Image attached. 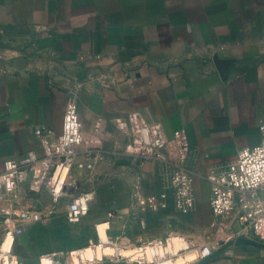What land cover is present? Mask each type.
I'll return each instance as SVG.
<instances>
[{
    "label": "crops",
    "instance_id": "crops-1",
    "mask_svg": "<svg viewBox=\"0 0 264 264\" xmlns=\"http://www.w3.org/2000/svg\"><path fill=\"white\" fill-rule=\"evenodd\" d=\"M71 100L87 135L105 119L93 167L75 165L73 172L80 189H115L116 208L125 213L114 222V236L138 242L171 228L200 236L203 189L196 185L209 183L202 200L211 225L207 174L262 140L264 0H0V171L7 159L48 154ZM134 112L169 136L186 130L192 212L175 213L165 150L145 160L125 153L131 137L114 119ZM28 180L23 170L21 206L51 202L46 189L30 192ZM137 181L144 195L167 193V207H134ZM259 195L264 199V189ZM66 199L54 216L66 211ZM220 249L195 264H264V242L253 237ZM50 250L56 249L43 252Z\"/></svg>",
    "mask_w": 264,
    "mask_h": 264
},
{
    "label": "built area",
    "instance_id": "built-area-1",
    "mask_svg": "<svg viewBox=\"0 0 264 264\" xmlns=\"http://www.w3.org/2000/svg\"><path fill=\"white\" fill-rule=\"evenodd\" d=\"M114 123L130 134L125 153L140 159L159 157L165 150L172 166L170 186L175 194V206L180 213H190L196 206L194 173L187 166L189 140L185 129H177L169 136L164 127L147 122L140 113H130L127 117H117ZM105 119L99 117L93 132L86 134L82 128L75 101L67 103L63 117L62 133L51 151L38 157L30 153L26 161L15 159L4 161L0 171V264H26L15 250L18 236L39 217H51L57 203L68 195L71 200L65 216L72 223H78L88 213L94 199V192L79 191L80 180L73 172L79 168H92L98 146L99 133L104 131ZM259 144L239 149L234 161L213 168L207 174L211 184L210 206L213 213L211 226L213 236L184 235L171 228L165 235L133 241L128 235L101 237L88 240V245L70 249H56L41 253L38 264H173L187 250H199L196 259L186 264H194L219 250L228 242L240 237L255 238L264 242V199L259 191L264 189V125ZM40 132V130L38 131ZM84 146L85 158L77 161ZM28 171L30 192L46 189L51 202L39 207L20 205L18 186L21 172ZM132 204L141 210H158L167 207V193L144 195L139 189V181L133 185ZM179 239V245L176 242Z\"/></svg>",
    "mask_w": 264,
    "mask_h": 264
},
{
    "label": "rangeland",
    "instance_id": "rangeland-1",
    "mask_svg": "<svg viewBox=\"0 0 264 264\" xmlns=\"http://www.w3.org/2000/svg\"><path fill=\"white\" fill-rule=\"evenodd\" d=\"M201 182L202 184L196 185V188L203 189L198 212L202 224L200 237L204 239L213 236L214 230L210 225V218L205 205H203L204 200H202L207 190L210 189L209 183L207 180H201ZM84 190L94 192V199L88 213L79 223H70L66 219L65 211L62 210L47 219L37 217L31 225L26 227L24 233L17 237L14 248L22 256L26 264H38V256L45 250L84 247L88 245L90 238L97 241L99 237L95 224H99L102 221H110L111 228L108 230L107 235L114 236V222L118 220L117 216L121 212L125 213V211L116 208L115 189H79V191ZM68 199H71L70 195L67 196L65 201ZM175 213L180 214L176 208ZM194 234L195 232H184V235L188 236H194Z\"/></svg>",
    "mask_w": 264,
    "mask_h": 264
},
{
    "label": "bare ground",
    "instance_id": "bare-ground-1",
    "mask_svg": "<svg viewBox=\"0 0 264 264\" xmlns=\"http://www.w3.org/2000/svg\"><path fill=\"white\" fill-rule=\"evenodd\" d=\"M109 225V222L108 221H102L101 223L98 224V227H99V232H100V235L101 237L103 238H106L107 236V227ZM179 239L177 240L176 242V246L179 245ZM199 250L197 249H194V250H190L189 252L183 254V255H180L178 257V259H176L173 264H186L188 261H191L193 259H196L199 255Z\"/></svg>",
    "mask_w": 264,
    "mask_h": 264
},
{
    "label": "water",
    "instance_id": "water-1",
    "mask_svg": "<svg viewBox=\"0 0 264 264\" xmlns=\"http://www.w3.org/2000/svg\"><path fill=\"white\" fill-rule=\"evenodd\" d=\"M15 250H16V249H15ZM219 251H221V249L215 251V252L212 253L211 255H208V256L204 257V258L201 260V262H202V261H208L210 258H212V257H214L215 255H217V254L219 253ZM199 262H200V261H199ZM105 264H115V263L109 262V263H105ZM118 264H126V263H118ZM194 264H195V263H194Z\"/></svg>",
    "mask_w": 264,
    "mask_h": 264
}]
</instances>
